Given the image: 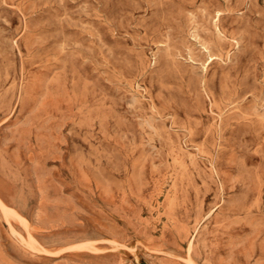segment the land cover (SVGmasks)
I'll use <instances>...</instances> for the list:
<instances>
[{"label":"rangeland","instance_id":"1","mask_svg":"<svg viewBox=\"0 0 264 264\" xmlns=\"http://www.w3.org/2000/svg\"><path fill=\"white\" fill-rule=\"evenodd\" d=\"M0 264H264V0H0Z\"/></svg>","mask_w":264,"mask_h":264}]
</instances>
